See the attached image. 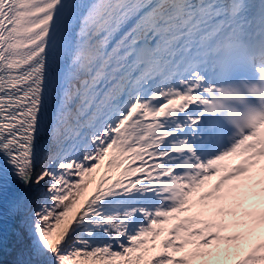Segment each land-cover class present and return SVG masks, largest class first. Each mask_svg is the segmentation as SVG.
<instances>
[{"label":"snow or ice","instance_id":"snow-or-ice-1","mask_svg":"<svg viewBox=\"0 0 264 264\" xmlns=\"http://www.w3.org/2000/svg\"><path fill=\"white\" fill-rule=\"evenodd\" d=\"M0 264H264V0H0Z\"/></svg>","mask_w":264,"mask_h":264},{"label":"bare ground","instance_id":"bare-ground-1","mask_svg":"<svg viewBox=\"0 0 264 264\" xmlns=\"http://www.w3.org/2000/svg\"><path fill=\"white\" fill-rule=\"evenodd\" d=\"M15 244V237L13 236L11 243L9 244V247L6 250V254H4V260L5 261H12L16 259L15 252L12 251L11 254L9 252V249Z\"/></svg>","mask_w":264,"mask_h":264},{"label":"rangeland","instance_id":"rangeland-1","mask_svg":"<svg viewBox=\"0 0 264 264\" xmlns=\"http://www.w3.org/2000/svg\"><path fill=\"white\" fill-rule=\"evenodd\" d=\"M211 184H212V180L208 182L207 187L211 188ZM165 227H170V225H166ZM165 236H166V234H165ZM165 236H162L161 239H164Z\"/></svg>","mask_w":264,"mask_h":264}]
</instances>
